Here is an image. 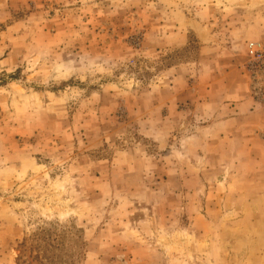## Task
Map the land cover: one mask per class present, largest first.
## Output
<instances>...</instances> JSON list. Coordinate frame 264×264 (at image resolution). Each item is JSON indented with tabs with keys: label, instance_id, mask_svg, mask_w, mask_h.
<instances>
[{
	"label": "rangeland",
	"instance_id": "1",
	"mask_svg": "<svg viewBox=\"0 0 264 264\" xmlns=\"http://www.w3.org/2000/svg\"><path fill=\"white\" fill-rule=\"evenodd\" d=\"M250 42L264 0H0V264H40L43 229L57 264H264Z\"/></svg>",
	"mask_w": 264,
	"mask_h": 264
},
{
	"label": "crops",
	"instance_id": "2",
	"mask_svg": "<svg viewBox=\"0 0 264 264\" xmlns=\"http://www.w3.org/2000/svg\"><path fill=\"white\" fill-rule=\"evenodd\" d=\"M203 50V49H202ZM211 53V54H209ZM201 59L203 61H209L212 64L217 65L218 63L223 64V60L218 55V50L213 47L205 48L204 53L202 52ZM219 65V64H218ZM216 67V66H215ZM213 67L212 74L210 81L207 83L204 82L206 88L214 89L217 88L218 83L221 82V85H224L225 90L223 91V94H220L221 96V102L220 104H228V105H234V103L242 102L244 101L246 106L249 107L251 105V101H249V91H248V82L245 81L241 73L239 72V69L237 67H229L230 70H221V68L215 69ZM242 85V87H241ZM223 98V100H222ZM238 104V103H237ZM240 104L236 105L235 107L239 106ZM227 106V105H226ZM235 107H232L231 110H236Z\"/></svg>",
	"mask_w": 264,
	"mask_h": 264
},
{
	"label": "trees",
	"instance_id": "3",
	"mask_svg": "<svg viewBox=\"0 0 264 264\" xmlns=\"http://www.w3.org/2000/svg\"><path fill=\"white\" fill-rule=\"evenodd\" d=\"M67 237L66 232L58 234L56 232L55 239L52 238V233L48 229H43L40 233L35 235L37 257H40V264H57V262H64L66 259L64 256L57 255V251L60 247H64L65 242L62 244L59 242L60 239ZM52 240L50 242L49 240ZM44 241V242H41ZM62 249V248H61ZM63 252V251H62ZM70 262L73 263L76 256L71 255Z\"/></svg>",
	"mask_w": 264,
	"mask_h": 264
},
{
	"label": "built area",
	"instance_id": "4",
	"mask_svg": "<svg viewBox=\"0 0 264 264\" xmlns=\"http://www.w3.org/2000/svg\"><path fill=\"white\" fill-rule=\"evenodd\" d=\"M248 60L245 70L254 82L261 76L264 79V47L261 43L250 42L247 50Z\"/></svg>",
	"mask_w": 264,
	"mask_h": 264
}]
</instances>
